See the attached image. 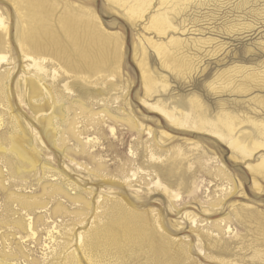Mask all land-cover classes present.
Listing matches in <instances>:
<instances>
[{
    "label": "rangeland",
    "instance_id": "rangeland-1",
    "mask_svg": "<svg viewBox=\"0 0 264 264\" xmlns=\"http://www.w3.org/2000/svg\"><path fill=\"white\" fill-rule=\"evenodd\" d=\"M152 1H154L151 2L152 5L150 4L152 7L147 6L148 11L145 8L144 16L141 13L140 16L132 18L133 16L131 17L124 7L108 0H43L46 22H50L54 27L58 26L62 18L67 17H70L71 22H77L79 18L87 21L79 22L81 27L77 35L80 42L87 43L98 31L102 34L115 35L117 38V42L115 39L111 40V46L113 48L118 43L117 56L121 57L120 77L113 79L115 80L113 82L112 78L110 80L108 78L104 85L100 81L98 84L87 85L80 79H69L68 82L74 93L68 94L69 100L62 103L63 117H53L57 139L64 134L68 137L66 133L68 124L76 119L79 122L76 126L77 132L83 134L82 138L89 136L91 139H98L94 151L100 149L99 152L110 169L114 170L121 165L125 171L123 174L126 176L129 174V180L119 175L115 178L116 185L110 186L100 181H91L87 173L77 171L74 166L66 164L63 155L53 148L26 103H20L16 85L26 66L18 46L17 35V24L22 21L16 13L12 0H0V15L9 26L8 40L12 47L11 52L7 54L9 60L3 62L0 72L12 70L16 65L14 73L11 72L5 85L6 100L0 102V142H3L5 147H9L11 137L24 135L23 129L18 124L19 116L29 130L33 144L43 161L36 172L28 170L24 172L22 178L21 176L20 179L14 178L10 176L9 166L1 158L0 151V182L2 183L0 185V260L4 263L62 264L57 260L55 251L61 250L59 248H64L67 243H70L69 247L72 251L76 235L92 227L94 217L96 219L93 227L98 226L100 220H107L111 206L124 200L123 203L128 204V208L133 207L144 215L152 227L154 222L151 220L154 215H161L164 233L158 230L155 235L159 254L153 256L148 247L134 244L124 248L115 256L116 258L109 257L108 263L154 264L156 261L155 264H225L234 261L238 264H264V258H259L260 255H264V177L257 176L258 185H256L255 178L248 168L250 162L234 159L230 147L219 141L217 137L208 133L180 129L172 125L163 114L149 110L142 101L144 85L139 67L145 48L152 73L166 78L169 83L168 91L155 95L153 102L160 99L171 107L186 108L189 99L197 96L212 117L223 106L235 114L264 119V109L256 104L257 99L264 98V83L259 80V75L264 74V0H193L179 5L176 11L169 9L171 5H162L161 0ZM159 11L170 12V21L172 18L171 22L177 30H170L167 38H160L153 31L148 30L150 20L155 13L156 15L160 13ZM71 14L74 17L70 16ZM172 37L184 42L179 58L186 55L192 61V72L188 71V75L179 76L164 68L157 53L147 42L152 39L154 42L167 43ZM52 61L47 60L48 69L51 68ZM81 72L83 73H77L78 77L89 76L93 82L96 81L97 77L94 73H87L89 71L86 69ZM235 72L237 76H234ZM249 74L255 78L250 77L249 80L247 77ZM229 80L234 82L228 83ZM40 81L43 87L54 90L51 79L45 75L40 76ZM108 82L112 83V86ZM115 84L117 89L120 87L122 89L115 91ZM62 86V83L59 85L57 82L58 89L62 90ZM240 87L246 92H240ZM116 98L120 99L116 100ZM34 102L48 110L46 115L52 113L53 109L49 107L52 98L48 94L44 93L43 96L35 98ZM82 104L91 111L89 115H95L92 123L84 118L80 109ZM69 105L73 107L71 111L68 110ZM107 113L118 116V119L108 121L106 117L105 121L102 120ZM128 118L138 120L145 127L152 128L156 142L153 141V136H147V132L131 131L126 121ZM246 129L251 128L248 126ZM162 132L167 133L168 137H162ZM160 138H162V146L159 145ZM146 141L152 142L153 147L164 156L178 148H183L182 150L193 163L192 170H188V161H183L174 170L168 163L160 164L162 168L166 167L165 184L180 191L181 195L178 199L171 200L162 190L158 191L150 184V178L144 172H139L137 177L132 176V172H136L137 167L148 166L144 147ZM110 142L115 145L112 150ZM193 143L199 144V148H193ZM67 144L69 147L77 145L75 141H68ZM157 145L162 147V150L158 149ZM260 155L261 153L257 154L256 159L251 162L255 164ZM6 156L12 158L9 153ZM205 156L213 159L208 163ZM218 161L222 162L221 165ZM45 162L52 170L43 166ZM201 163L207 164L212 169L210 168L209 172L203 170L200 168ZM62 171L68 178L62 176ZM113 173L116 175L118 171ZM180 179H184L182 187L179 186ZM192 181H198L194 194H190L193 189ZM63 183L71 196L82 192L90 203L89 210L83 215L76 217L74 212L79 205L73 206L65 199L57 200L67 207L69 213L62 216L54 215L57 201L47 195L43 196L41 189L50 184ZM74 184L76 188L70 186L68 188V185ZM11 193L21 199L42 203L40 202L39 209L35 208L33 212L22 210L18 202H9ZM218 202H221L219 206ZM212 205L217 206L213 208ZM208 209H211L210 213L204 212ZM237 212L239 216H236ZM186 213L196 215L198 217L196 223L185 218L183 215ZM3 221H7L9 225ZM16 221H22L26 225L32 223L33 231L16 230L13 226ZM1 222L4 224L1 225ZM11 224L13 227L10 226ZM158 233L165 238L160 239ZM180 249H189L190 258L186 259ZM61 251L63 252L64 249ZM257 254L259 257H255ZM154 257H157L158 261Z\"/></svg>",
    "mask_w": 264,
    "mask_h": 264
},
{
    "label": "bare ground",
    "instance_id": "bare-ground-1",
    "mask_svg": "<svg viewBox=\"0 0 264 264\" xmlns=\"http://www.w3.org/2000/svg\"><path fill=\"white\" fill-rule=\"evenodd\" d=\"M108 1L114 3L115 5L124 7L128 12V14L131 15V17L133 16L132 18H134V16H137L141 13L144 16L143 12L145 8L147 6L152 7L151 2L152 3L154 2L152 0H108ZM191 1L193 0H161L160 2L162 3V5L164 4H166L167 6L171 5L169 9H171V11H176L179 5H183L186 2H191ZM12 2L15 5L16 13L18 14L19 19H21L22 21L17 24V35L19 36L18 46L21 52L22 59L26 64L25 69L22 75L19 77L16 85V93L18 95V99L20 103L21 104L26 103V105L29 107V110H31L35 121L40 125L42 130L45 132L46 137L49 140V142L53 145V148L63 155L64 159L66 160V164L70 166H74V168H76L77 171L79 170L81 172L87 173L88 174L87 177L90 178L91 181H100L110 186L116 185L117 182L115 181V178L118 177L119 175H122L123 178L125 179L128 178L129 174L127 176L124 175L125 171L121 165H118V167H116L114 170H111L105 158L99 152L100 149L98 151H94V149L97 147L96 144L98 139H91L89 136L86 138H82L83 134L77 132L78 128L76 126L79 125V122L76 121V119L71 120L68 124V131L66 132L68 134V137H65L64 134L59 139H57L56 137L57 133L53 124V117L56 118L63 117L64 105L62 103L64 101H68L69 95L71 93H74V90L70 82H68L69 79H73V78L76 80L80 79L81 81H83V83L85 84L87 83V85H89V84H98L99 81L100 83L103 84L106 82L108 78H109L108 80L112 78L111 81L113 82L120 77L121 57L119 58L117 56L118 43H116V45H114L113 48L111 46L112 39H115V41L117 42V38H115L116 36L102 34L101 31H98L95 32V34H93L90 37L91 38L90 41H88L87 43H82L83 41L80 42L79 37L77 35L78 33H80V32L77 33V31L81 27V25H79L80 24L79 22H87V21H84L79 18L77 22H71L70 17L68 18L66 16L67 18L65 19L62 18L63 20L59 19L60 22H58V26L54 27L53 24H51L50 22H46L47 16L45 15L43 0H12ZM147 8L146 10L148 11ZM82 9L84 10V8ZM169 13L170 12L167 13L160 12L157 15L155 13V16H153L152 20H150L151 23H149L150 26L148 30H150V32L153 31L156 34V36L160 38L162 37L167 38V36L170 35L168 34L170 30H176V27L171 22L172 18L170 21L171 15L169 16ZM176 14L178 15V13ZM173 15L175 14L173 13ZM70 16L73 15L71 14ZM94 16L96 17V15ZM8 34H9V26L7 22H5L3 17L0 15V66H2L3 62L7 61L8 59L7 54L11 52L12 47H11V43L8 40V36H9ZM147 42L153 48V50H155V53H157V56L159 57L161 64L164 68L170 70L173 73L175 72L179 76L180 75L185 76L188 73V71H191L193 64L192 61L189 60L190 58L188 59L186 55H185L186 58L184 56L179 58L181 54L180 51L182 50L181 47L182 44L184 43L181 42V39L179 40L172 37L171 39H169L167 43L154 42L152 39L148 40ZM47 60H53L50 69H48V66L46 64ZM139 67L142 72L141 75L143 80L142 83L144 85V94H143L144 98L142 99V101L143 104L149 108V110L154 112L157 111L161 113V115L163 114L164 117L167 118L172 125L180 129H187L189 131L191 130L192 132L196 131V132L208 133L217 137L219 141H222L223 144L225 143L230 147L234 159L236 160L241 159L242 161H245L247 163L250 162L248 168L250 169V172L253 174L254 176L253 178H255L254 183L258 185L256 181V177L257 176L264 177V119L252 118L250 117L251 115L247 116V115L235 114L231 111L226 110L225 107L223 106L221 110L219 108L220 111L215 116L212 117L209 111L207 110L206 106L201 101V99L197 96H194L191 99H189L186 108H181L179 106L171 107L170 104H167L166 102L160 99H158L156 102H153L152 100L154 99L155 95L168 91V89L170 88L169 83L166 78L158 77L154 75V73H152V71L149 68L147 50L145 48H143L142 58L139 62ZM1 68L2 67H0V69ZM15 69H16V65H14L12 69L13 71L8 70L5 72H0V102L6 100L5 85L8 79L10 78L9 76H11V72L14 73ZM83 69L89 71L87 73L90 72L94 73L97 77L96 81L93 82L89 76L78 77L77 73H83L81 72V70ZM238 69L237 71L239 73ZM242 74L244 73L242 72ZM41 75H45L46 77L51 79L54 85V90L43 87L40 81ZM235 75L236 72L234 73V76ZM247 77L250 80V77L253 78L254 76H252V74H249ZM259 77H260L259 80H261V82L264 83V74H262V76L259 75ZM256 81H258V78ZM57 82L59 83V85L61 83L63 84L62 90L56 87ZM110 82H108V84ZM231 82L229 80L228 83ZM110 85L112 86V83H110ZM115 85H116L115 86L116 88L114 87L115 91H119L120 89H122L121 87L117 89L118 88L117 84ZM225 86L226 85H224V87ZM227 89H231V88H227ZM239 91L240 92L244 91V88L240 87ZM44 93L48 94V96L52 98V104L49 107L53 110L50 115H46L48 110L45 109V107H39L34 102L35 98L43 96ZM119 99L120 98H116V100ZM10 104H12L11 101ZM256 104H258V106L260 105L262 109H264V98L257 99ZM72 109H73L72 105H69L68 110L71 111ZM80 109L82 110L85 116L84 118L88 119L87 121L92 123L95 115L92 114L89 115L91 111L83 104L80 107ZM106 117H108L107 118L108 121L118 119V116H114L111 113H107L105 114V116H103L104 119L102 120L105 121ZM17 118H18V124L23 129L24 135L11 137V143L9 147H5L3 145V142H0V151L2 153L1 158L5 160L7 166H9L10 176L14 178H19L21 176L20 178H22L24 172L28 170H30L31 172H36V170L41 166L43 161L38 154L37 147L33 144L31 134L27 129L26 125L24 124L23 120L19 116ZM126 121L131 131H139L140 133L147 132V136L148 137L153 136V141L156 142V137L154 135L152 128L145 127V125L141 122L139 123L138 120L137 122L135 120L128 118ZM248 126L251 128L250 130L246 129V127ZM162 137H168L167 133L162 132ZM161 139L162 138H160L159 140L160 146H162ZM68 141H75L77 145L74 147H69L67 144ZM159 145H157V147L158 149H161L162 147H159ZM110 146H111V150L115 148L113 142H110ZM192 146L193 148H197V149L199 148V144L196 143H193ZM144 147L147 153L146 156L148 158L147 161L148 166L144 168L140 166L137 167L136 172H132V176L137 177L139 172H144V174H146L147 177L150 178V184H152L158 191L162 190L171 200L178 199L181 195L180 191L178 189L174 190L173 188H171V186L165 184V181L167 180L165 177L166 167L162 168L160 164L168 163L170 167L173 168L172 170H174V168L182 164L183 161H188L189 163L188 170H192L193 163L190 162L188 155L185 153L184 150H182L183 148L182 149L178 148L170 152L166 156H164L163 154H160L159 151H157L153 147L152 142L150 141H146ZM7 153H9L12 158H8L6 156ZM259 153H261V155L254 164L251 161L253 159L255 160L256 155ZM12 155L14 156V158ZM205 158H207L208 163L213 159L207 156H205ZM218 163L219 165H221L222 162L218 161ZM43 166H47L50 170H52L49 167V164H47L46 162L44 163ZM200 168L209 172L211 167L208 166L207 164L204 165V163L203 164L201 163ZM42 169L43 168L41 167V170ZM114 171H118V174L115 175L113 173ZM215 173L217 174V172ZM61 174L65 178H68L65 172L62 171ZM44 175H47V173H44ZM54 177L55 175L52 176V178ZM193 177L194 176H192V178ZM228 181L231 182L229 179ZM197 182L198 181H192L191 184H193V189L190 191V194H194L196 192L197 190L196 186L198 184ZM0 185H2L1 182ZM183 185H184V179H180L179 186L182 187ZM69 186L76 188V184L68 185V188ZM41 190L43 196L47 195L49 196V198H53L57 201V205H55L56 207L54 208V213H55L54 215L56 216L67 215L69 213L67 207L60 200L57 199H65L73 206L79 205V207H77V210L74 212V214H76V217L83 215L87 210H89L90 203L85 199L82 192H78L75 194V196H71L67 191L64 183L50 184L48 186L43 187V189ZM11 194L12 195H10L8 198L9 202L11 203L18 202L22 210L32 211L35 208L36 210L37 208L39 209V204L41 202L40 201L41 199L39 200L40 202L38 201L39 202L38 204L37 202L34 201L31 202L29 199H21L18 196L13 195V193ZM123 201H119V203H115L113 206H111L110 213L109 215H107L108 216L107 220L102 219L100 220V224L98 226L93 227V224H95L94 220L96 219V217H94L92 221V227L78 233L77 235L75 234L76 235L75 244H74L75 246L72 251H70L72 249L69 247L70 243H67V245H65L64 248H59L61 250L64 249L63 252L61 250H56L55 256L57 257V260L62 264H102L104 262H105L104 264H106V262L107 263L109 262L108 261L109 257L116 258L115 256L121 253L124 248L132 246L134 244L139 246L142 245V247L144 246L148 247L149 248L148 250H150L149 252H151L153 256L159 254L157 253V245L155 244L156 243L155 235L158 232V230L159 231L162 230L164 233L165 228L163 226L164 222L161 218V215L159 214L154 215L153 220H151L154 222L153 224L154 227H152L151 223L144 215L138 213L137 210L133 207L128 208L127 206L129 205L123 203ZM220 203L218 202L217 205L219 206ZM217 205H212V207L214 208ZM210 210L211 209H208L204 212L210 213ZM183 216H185V218L187 219H190V221H192L193 223H196L198 218L196 215H193V213H186ZM236 216H239L238 212L236 213ZM104 220H106V222H104ZM5 223L9 225L7 221ZM2 224L4 223L1 222V225ZM10 226H12V224ZM13 226L16 230L25 231L29 229L30 231H33L32 223L26 225L22 221H18V222L16 221L15 223H13ZM159 236L160 239L165 238V236L161 234H159ZM158 247L161 246L158 245ZM180 251H182L181 253L184 254V257L186 256V259L190 258L189 256L191 252L189 249H184V250L180 249ZM62 255L64 256L62 257ZM5 257L9 258L8 255H5ZM255 257H259V255L257 254ZM154 258L157 260V257ZM259 258H264V255L263 256L260 255ZM122 260L124 261V259ZM166 262H168V260ZM122 263L126 264L125 262ZM0 264H8V263H4L3 261L0 260ZM225 264H238V263L233 261Z\"/></svg>",
    "mask_w": 264,
    "mask_h": 264
}]
</instances>
